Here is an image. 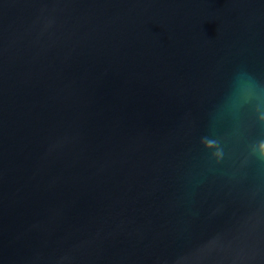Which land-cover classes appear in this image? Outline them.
<instances>
[{
  "label": "water",
  "instance_id": "95a60500",
  "mask_svg": "<svg viewBox=\"0 0 264 264\" xmlns=\"http://www.w3.org/2000/svg\"><path fill=\"white\" fill-rule=\"evenodd\" d=\"M0 264H264V0H0Z\"/></svg>",
  "mask_w": 264,
  "mask_h": 264
}]
</instances>
